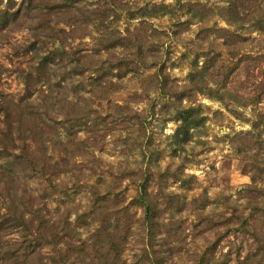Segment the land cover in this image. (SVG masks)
I'll return each mask as SVG.
<instances>
[{"label":"rangeland","instance_id":"1","mask_svg":"<svg viewBox=\"0 0 264 264\" xmlns=\"http://www.w3.org/2000/svg\"><path fill=\"white\" fill-rule=\"evenodd\" d=\"M229 2L0 0V264H207L256 248L264 19L242 8L264 0L239 2L236 24L221 15ZM226 30L243 37L234 52ZM29 121L50 126L43 144ZM24 146L59 176L34 170L18 156Z\"/></svg>","mask_w":264,"mask_h":264},{"label":"trees","instance_id":"2","mask_svg":"<svg viewBox=\"0 0 264 264\" xmlns=\"http://www.w3.org/2000/svg\"><path fill=\"white\" fill-rule=\"evenodd\" d=\"M247 0H230L228 6L221 11V15L225 18V20H227L230 24H236L239 22H243L244 19L242 18V11L246 12L247 10H249V8L251 6H253V9H257L258 13L261 14L259 17H262L264 19V9L260 8L259 4H254V5H249L248 7H243L242 11L239 9L240 5L239 2H243L246 3ZM57 9H59L61 11V9H66L65 4L59 5L57 4L55 6ZM203 8V7H202ZM252 8V7H251ZM58 13V12H57ZM62 13V12H61ZM4 22L7 23V19H4ZM264 22V21H263ZM4 26H6V24H3ZM255 28H260L261 29V24H258L257 26H255ZM225 38V46L229 49V51H236L237 49H239L241 47V40L243 37L239 36L238 34H235L234 32L231 31H224L223 36ZM210 67L206 66L203 69V72H207L209 70ZM210 75V74H209ZM261 90L262 93H259L258 97L255 99V101L260 102L261 98L263 96L264 93V83H260ZM191 109H187L184 108L182 110V114L179 115V119L182 120V126L184 128H188L191 127L193 123V119H191ZM7 122V132L6 135H11L13 133V126H12V122L9 118H7L6 120ZM27 128H26V133H28V137H32V138H36V136H40V142L41 144H43V141L45 140V138L47 137V134H52V132H50V126L47 124V122H41L38 124H35L32 121H29L27 124ZM25 133V134H26ZM45 137V138H44ZM47 140V139H46ZM38 143V141H37ZM64 146H68V144H64ZM20 158H22L24 161H26L34 170L39 171L42 175H55V176H59L60 172L58 169V163H52L51 159L47 158L45 152H43L42 154L38 153L37 150H29L28 146H24L22 148V153L18 155ZM10 163V162H8ZM9 166H11L9 164ZM10 168V167H9ZM10 170V169H9ZM11 172V170H10ZM7 175V174H5ZM8 177V178H7ZM7 180L9 179V182H16V180H14L13 178H10V174L9 176L7 175ZM50 178H48L49 180ZM51 184L53 185V181L50 180ZM9 191H14L16 192L17 189L14 190L13 187L9 186V183L7 182ZM259 190V189H258ZM138 198L140 199V202L145 206V211L147 214V219L149 220V223H152V218L154 217L156 211H155V207L152 204L151 201V193L149 192L148 189V182H144L142 184H140V191L138 193ZM110 203V200L107 199L106 196H103V198H100L98 200V204L102 205L103 207L106 206L105 204ZM118 202V201H117ZM26 203H31L30 200H25L23 199L20 202H17V199L14 198L12 200V206L14 207H20V204H26ZM33 203V202H32ZM43 209L40 208L38 209V211H42ZM257 210H259V212H262L263 216H264V207L262 208H257ZM104 213V214H103ZM102 213V218L101 221L104 224H107V222L109 221V216L103 212ZM237 216H240L238 214H236ZM16 219H18L16 222L18 224H20V222H22L24 220V213L22 212V214H20V219L19 217H17ZM38 224L36 225V229L39 232L41 238H45L48 234L49 231V220L45 219L44 216H39L38 217ZM248 225V222L246 219H243L241 221V226L242 228H246V226ZM264 230V221H263V227H261V231ZM260 232L257 229L253 230V234H254V241H256V248H252V249H248V251L246 253H239V251L234 255V258L231 257V255L229 253H227V257L228 259H213L212 262H207V264H264V231L261 233L263 234V236H260ZM207 259L204 258V256L202 257V260L200 261V264H205V261Z\"/></svg>","mask_w":264,"mask_h":264}]
</instances>
